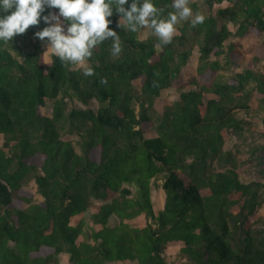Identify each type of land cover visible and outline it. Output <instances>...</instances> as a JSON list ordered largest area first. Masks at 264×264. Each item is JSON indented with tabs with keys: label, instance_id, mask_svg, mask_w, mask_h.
<instances>
[{
	"label": "trees",
	"instance_id": "trees-1",
	"mask_svg": "<svg viewBox=\"0 0 264 264\" xmlns=\"http://www.w3.org/2000/svg\"><path fill=\"white\" fill-rule=\"evenodd\" d=\"M154 2L172 11L171 0ZM203 2L217 7L195 27L179 23L167 45L118 28L114 13L108 26L121 52L102 42L87 61L90 77L44 60L33 35L43 22L0 42V264H55L61 253L72 264H264V228L250 221L263 183L242 181L222 150L226 135L244 130L234 109H264V75L251 67L227 75L219 62L237 63L230 36L264 32V0ZM194 46L197 73L185 77ZM169 87L178 99L157 113L155 98ZM92 99L95 109L73 103ZM171 246L181 259H166Z\"/></svg>",
	"mask_w": 264,
	"mask_h": 264
},
{
	"label": "clouds",
	"instance_id": "clouds-1",
	"mask_svg": "<svg viewBox=\"0 0 264 264\" xmlns=\"http://www.w3.org/2000/svg\"><path fill=\"white\" fill-rule=\"evenodd\" d=\"M170 7L172 11L165 15L154 0H0V42H11L43 22L45 26L33 33L43 53L90 77L95 73L87 61L102 42L112 41L113 56L121 52L118 33L108 26L114 13L118 28L133 33L146 29L161 45L171 43L179 23L187 21L195 27L204 22L203 15H193L188 0H171ZM100 83L107 81L102 78Z\"/></svg>",
	"mask_w": 264,
	"mask_h": 264
},
{
	"label": "rangeland",
	"instance_id": "rangeland-1",
	"mask_svg": "<svg viewBox=\"0 0 264 264\" xmlns=\"http://www.w3.org/2000/svg\"><path fill=\"white\" fill-rule=\"evenodd\" d=\"M204 0H188L189 6L192 9L194 14H207L213 12L217 7L215 4L211 9H208L206 4L204 5ZM224 5V4H221ZM231 30H234L233 26L230 27ZM176 34L178 30L176 29ZM149 35L148 30L141 29L139 31V37L141 39L146 38ZM264 39V32H250L243 36L232 35L229 37L226 43L236 44L237 49L240 51V54L237 57L236 65H231L226 68L224 64L225 59L223 57L219 58L220 64L223 66L220 70L224 74H232L238 72L245 67H251L253 70L261 72L264 75V55L258 56L255 58L256 52L260 46L261 41ZM43 47V51H44ZM44 60L48 61L50 56H47L45 53ZM197 64H198V52L197 47L194 46L192 54L188 59L187 65L183 69V74L185 77L193 76L197 73ZM178 99V92L172 88L162 89L157 98L154 101V108L157 113H161L163 108L167 105L172 104ZM75 105L81 107H90L97 108L98 102L94 99L90 100L89 104L84 105L78 100H74ZM69 106V105H68ZM235 115L238 118L242 119L244 130L240 134L230 133L226 135L223 143V151H229L235 157V167L236 171L239 174V177L242 181H259L263 183L264 187V157L259 156L262 153L259 151V148L264 144V125L261 121L260 115L264 113V109L256 110H247L241 108L234 109ZM42 112L45 115H51V101H46V105L42 107ZM64 140H76V134H62ZM1 142V136H0ZM227 167V164L218 165L217 163H212V168L214 170H221ZM28 190L33 194L35 200H39L40 196L35 190V185L32 180L29 181ZM262 197L264 198V188L262 189ZM151 197L153 203L157 207H161L163 203V195L160 188L152 189ZM250 221L253 224L254 228L262 229L264 228V199L259 207L256 208L253 215L250 217ZM165 257L168 261L179 260L181 256L177 252V246H171L167 249ZM55 264H72L68 260V254L61 253L58 255L57 263ZM107 264H122L121 262L114 261Z\"/></svg>",
	"mask_w": 264,
	"mask_h": 264
}]
</instances>
